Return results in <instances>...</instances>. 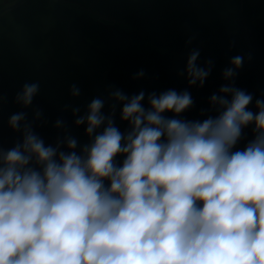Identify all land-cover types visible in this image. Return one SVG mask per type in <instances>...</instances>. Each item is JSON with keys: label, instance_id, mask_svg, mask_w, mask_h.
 <instances>
[{"label": "clouds", "instance_id": "clouds-1", "mask_svg": "<svg viewBox=\"0 0 264 264\" xmlns=\"http://www.w3.org/2000/svg\"><path fill=\"white\" fill-rule=\"evenodd\" d=\"M198 56L189 55L186 72L190 86L202 87L211 67L198 66ZM242 63L232 58L224 78ZM38 91L25 83L17 102L31 105ZM71 92L79 95L75 85ZM219 93L210 97L219 115L201 122L162 115L193 105L186 90L153 92L146 110L143 91L117 89L127 134L94 98L75 120L95 134L81 154L74 137H65L67 152L46 146L26 113L12 114L23 142L0 150V264H264V100L254 113L251 94L232 85ZM249 124L255 139L232 151ZM118 154H126L122 166Z\"/></svg>", "mask_w": 264, "mask_h": 264}, {"label": "trees", "instance_id": "trees-1", "mask_svg": "<svg viewBox=\"0 0 264 264\" xmlns=\"http://www.w3.org/2000/svg\"><path fill=\"white\" fill-rule=\"evenodd\" d=\"M238 28L229 31L222 21L200 24L194 11L193 0H161L143 9L129 13L122 23H104L94 19L87 12L76 15L71 20V29L92 48L106 56L109 61L107 79L127 96L145 93L144 108H150L147 97L151 93L159 95L169 89L177 92L188 91L193 105L180 114L162 113L166 118L185 121H203L219 115L218 106H213L210 97L220 94L224 85H232L252 95L248 109L258 112L256 100H264V0H241ZM130 27H126V26ZM199 51L197 65L211 67L203 86L189 85L186 72L189 55ZM241 56L242 66L236 75L225 79L223 72L233 67L232 58ZM209 62H211L209 64ZM143 71L142 77L136 74ZM23 85L5 72H0V97L7 104L0 109V150H8L23 142V130L10 127L9 118L14 113H26V123L44 140L46 146L60 144L61 151H69L65 137L73 136L76 125L74 116L54 106L39 94L32 104L24 106L17 102V94ZM230 100L231 95H227ZM117 102V110L111 114L114 125L121 133L130 131L128 121L121 119L122 103ZM41 115L37 117L36 113ZM62 120L64 127H56ZM22 122V126L23 123ZM104 125L97 129L103 131ZM255 125L249 124L242 130L237 146L246 147L255 139ZM164 138L162 137V140ZM78 144L75 151L81 154ZM126 154L114 158L117 166H122ZM105 186L110 181L104 180Z\"/></svg>", "mask_w": 264, "mask_h": 264}, {"label": "crops", "instance_id": "crops-1", "mask_svg": "<svg viewBox=\"0 0 264 264\" xmlns=\"http://www.w3.org/2000/svg\"><path fill=\"white\" fill-rule=\"evenodd\" d=\"M159 1L0 0V72L22 84H38L37 94L76 119L94 98L104 100L102 113L111 115L117 109L111 93L117 88L106 78L110 61L71 29V20L87 12L104 23L123 24L124 16ZM193 3L200 24L222 21L229 31L238 28L241 0ZM73 85L78 96L72 95ZM243 149L235 145L232 151ZM32 166L39 170L34 160Z\"/></svg>", "mask_w": 264, "mask_h": 264}, {"label": "rangeland", "instance_id": "rangeland-1", "mask_svg": "<svg viewBox=\"0 0 264 264\" xmlns=\"http://www.w3.org/2000/svg\"><path fill=\"white\" fill-rule=\"evenodd\" d=\"M126 27H130V26L127 25ZM0 99H1L0 100V109H2V107H4L7 104V101H6L5 97H1ZM114 101L116 102L115 99H114ZM116 104H117V102H116ZM74 130H75V132H74L72 137H74L78 141V144L80 146L83 147L84 145L92 143L95 134L93 136L87 135L86 131H85L86 130V126H85L84 130H80L78 127L74 126ZM96 133L98 134L97 130H96ZM124 134H127V133H124ZM56 142L53 143L54 144L53 147H55L57 145Z\"/></svg>", "mask_w": 264, "mask_h": 264}]
</instances>
